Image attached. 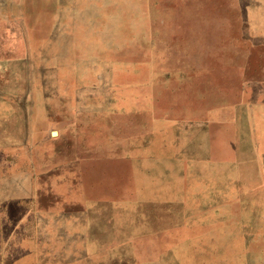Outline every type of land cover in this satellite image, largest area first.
<instances>
[{
	"label": "rangeland",
	"instance_id": "374dc122",
	"mask_svg": "<svg viewBox=\"0 0 264 264\" xmlns=\"http://www.w3.org/2000/svg\"><path fill=\"white\" fill-rule=\"evenodd\" d=\"M0 264H264V0H0Z\"/></svg>",
	"mask_w": 264,
	"mask_h": 264
},
{
	"label": "water",
	"instance_id": "95a60500",
	"mask_svg": "<svg viewBox=\"0 0 264 264\" xmlns=\"http://www.w3.org/2000/svg\"><path fill=\"white\" fill-rule=\"evenodd\" d=\"M51 134H52V135H55V134H56V132L54 131V132H52Z\"/></svg>",
	"mask_w": 264,
	"mask_h": 264
}]
</instances>
